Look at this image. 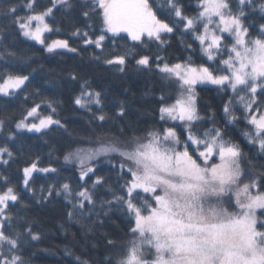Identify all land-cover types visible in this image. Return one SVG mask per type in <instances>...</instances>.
<instances>
[{"label":"snow or ice","instance_id":"obj_1","mask_svg":"<svg viewBox=\"0 0 264 264\" xmlns=\"http://www.w3.org/2000/svg\"><path fill=\"white\" fill-rule=\"evenodd\" d=\"M39 5L40 0H26L22 6L26 14L18 15L19 6L9 3L6 10L0 7V18L7 19L24 37L45 45L50 53L60 49L77 52L66 39L52 40L49 44H45L44 39L45 33L54 31L48 20L61 7L73 8L72 0H50V6L37 11ZM84 7L87 10L83 15L99 16L103 27L95 39L79 29L73 35L82 36L85 47L94 46L99 50L93 57L97 62L103 61L109 66L126 63V55L105 53L109 34L111 37L126 34L121 38L130 39L133 47L146 46L149 42H156L159 47L166 43L164 36L172 34L177 23L183 24L185 33L195 34V40L207 57L204 64L197 66L190 58L186 63L169 65L156 56L162 62L156 65L157 69L174 80L180 90L173 104L160 108V120L184 125L183 142L176 131L179 125L173 123L152 130L144 137H133L123 145L101 144L90 151L81 148L64 157L66 163L78 164L81 181L90 179L89 174H96L91 161L101 155H118L130 165L126 170L124 164L120 165L122 174L117 177V185L109 189L113 199L103 202L101 207L119 206L130 213L134 217L129 221L134 239L123 256L115 262L108 258L106 264H264V222L256 217L257 209L264 210V190H261L264 172L259 180L253 177L243 182L245 175L251 173H246L239 145L225 139L219 127L198 129V124L204 121L198 113L194 91L197 84L203 83L220 86L226 92L230 90L232 96L223 107L225 116L230 117L228 122H238L240 117L234 112L240 111L250 129L244 133L245 137L264 153V23L258 26L255 38L250 32L253 25L245 23L254 13H259L264 20V0H235V5L232 0H200L201 10L194 17L183 14L179 0H161L160 3L156 0H86ZM169 15L177 18L176 21L167 19ZM6 27L0 26V33L6 31ZM3 39L0 35V44ZM14 55L7 49L0 50V59ZM136 63L147 68L151 58L142 55ZM70 78L77 79L75 75ZM28 80L26 75L0 74V95L17 94ZM81 89L73 101L76 106L88 111L92 105L102 107L99 91L90 90L87 81L82 83ZM42 106L50 108L52 114L43 115ZM54 114L51 102H34L16 122L15 129L41 133L53 126L63 128ZM118 115H125L123 107ZM97 119L104 121L106 117L101 114ZM3 130L4 122L0 121V134ZM15 139L14 133L7 137L8 141ZM13 155L7 146H0V164L7 165ZM249 167L256 165L251 163ZM260 167L264 170V165ZM37 171L55 173L57 169L38 168L37 162L23 169V185L33 195L35 190L29 187V182ZM124 177L128 178L119 185L118 181ZM106 183L105 178L97 176L91 189L81 186L74 190L69 183L59 187L52 184L40 189L38 202L63 193L71 205L70 219L77 213L91 215L96 205L95 189ZM0 186H3L0 190V264H25L20 254L23 240H38L39 235L19 213H11V208L20 204L21 198L2 173ZM116 187L121 195L112 190ZM254 189L256 194H253ZM18 219L20 223L16 227L23 231L13 230ZM108 244L112 246L114 242L109 240ZM82 264L89 262L85 260Z\"/></svg>","mask_w":264,"mask_h":264},{"label":"trees","instance_id":"obj_2","mask_svg":"<svg viewBox=\"0 0 264 264\" xmlns=\"http://www.w3.org/2000/svg\"><path fill=\"white\" fill-rule=\"evenodd\" d=\"M156 2L160 3L161 0ZM9 3L19 6L18 15L26 14L22 7L26 0H2L0 7L6 10ZM72 3L74 7L70 10L61 7L54 12L48 20L54 31L46 33L44 39L45 44L56 39H66L70 47L77 49L75 53L61 50L50 53L45 47L21 35L7 19L0 18V26H7L6 31L0 33L4 37L0 50L7 49L15 53L10 58L5 56L0 59V74L10 72L29 77L22 91L13 96L0 95V121L4 122L0 146H7L14 154L7 165L0 164V173L9 178L21 198L20 204L11 208V213H19L20 218L27 220L33 226V232L39 235L38 240H23L20 254L25 264H82L85 260L89 264H106L108 258L115 262L126 253L127 245L134 239L130 232L132 225L129 223L134 217L122 207L102 208L101 204L113 199L109 189L117 185V177L122 174L120 165L124 164L126 170L129 163L114 154L101 157L92 164L96 174H89L90 179L81 181L78 164L66 163L64 157L81 148L90 151L101 144L123 145L133 137H144L152 130L172 125L169 121L160 120V108L173 104L180 90L174 80L168 79L157 69L156 65L162 62L156 56L162 57L163 62L169 65L186 63L190 58L198 66L207 60L199 42L194 38L195 34L185 33L183 24L177 23L174 32L164 36L166 43L159 47L156 42L133 47L134 42L130 39L121 38L125 35L111 37L109 34L110 38L105 41V53L126 55V63L123 66H109L103 61L97 62L93 57L99 50L94 46L85 47L84 38L73 33L79 29L81 33L87 32L95 39L103 27L102 22L99 16L83 15L87 10L84 7L86 0H72ZM199 3L200 0H179L183 14L189 17L196 16L201 10ZM232 3L235 5V0ZM47 6H50V0H40L37 11ZM166 18L173 22L177 19L173 15ZM245 23L253 25L250 32L255 38L257 28L264 20L259 13H254ZM142 55L151 58L150 67L136 63ZM71 75L77 79L72 80ZM84 81L88 82L90 90L101 93L102 107L92 105L88 111L73 103L74 98L80 95ZM194 91L198 113L204 121L198 124V129L213 126L222 129L225 139L238 144L242 150L246 173H251L245 175L243 182H249L253 177L259 180L264 172L260 167L264 165V153L245 137L244 133L250 129L241 112H234L240 117L235 123H229L230 117L223 112L225 103L232 96L231 91L226 92L222 87H196ZM41 101L52 103L55 107L54 118L59 119L64 127L53 126L51 130L41 133L17 132L16 122L34 102ZM121 107L125 110L123 117L118 115ZM41 113L52 114L47 106H42ZM101 114L106 117L104 121L97 119ZM183 127L179 124L176 128L182 142ZM10 133L16 135L15 140H7ZM33 162H37L38 168L57 169L55 173H33L29 187L35 190V195L23 185V169ZM251 163L256 167H249ZM97 176L105 178L107 183L95 189L96 205L91 215L88 212L83 216L77 213L70 219L68 212L71 205L63 193L59 196L53 194L49 200L38 202L42 187L47 189L52 184L59 187L69 183L74 190H79L81 186L91 189ZM127 178L120 179L118 184L123 185ZM2 189L3 186H0ZM112 190L117 195L122 194L118 187ZM256 191L254 189L253 194ZM258 218L264 222V211L258 213ZM19 223V219L14 222L13 230L23 231L16 227ZM109 240L114 242L112 246L108 244Z\"/></svg>","mask_w":264,"mask_h":264},{"label":"rangeland","instance_id":"obj_3","mask_svg":"<svg viewBox=\"0 0 264 264\" xmlns=\"http://www.w3.org/2000/svg\"><path fill=\"white\" fill-rule=\"evenodd\" d=\"M46 34V33H45ZM45 34H44V36H45ZM111 35V34H110ZM120 35H125L126 36V34H124V33H121ZM27 38V37H26ZM28 40H30V41H32V42H35L36 44H38V45H41V44H39L38 42H36V41H34V40H31V39H29V38H27ZM41 46H43V47H45V45H41ZM61 51H67V50H64V49H60ZM56 51H58V50H56ZM203 52V51H202ZM204 54V53H203ZM205 56V55H204ZM206 57V56H205ZM207 58V57H206ZM210 63H212V62H210ZM196 87H212V88H220V86H217V85H213V84H210V83H203V84H197L196 86H195V88ZM170 123H176V124H178L179 122L177 121V122H173V121H169ZM179 125V124H178ZM19 132H28L27 130H23V131H19ZM28 133H36V132H28ZM248 140V139H247ZM110 155V154H109ZM109 155H101V156H99L98 158H96V159H94L93 161H91V166H92V164L95 162V161H98L101 157H104V156H109ZM33 175V174H32ZM260 211H264V210H261V209H257L256 210V217H257V220L259 221V218H258V213L260 212Z\"/></svg>","mask_w":264,"mask_h":264}]
</instances>
